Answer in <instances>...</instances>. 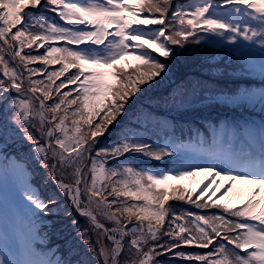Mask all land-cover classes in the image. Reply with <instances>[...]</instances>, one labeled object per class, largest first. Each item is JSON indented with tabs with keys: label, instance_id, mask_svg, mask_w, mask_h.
I'll return each mask as SVG.
<instances>
[{
	"label": "rangeland",
	"instance_id": "374dc122",
	"mask_svg": "<svg viewBox=\"0 0 264 264\" xmlns=\"http://www.w3.org/2000/svg\"><path fill=\"white\" fill-rule=\"evenodd\" d=\"M127 5L119 28L107 15ZM198 41L232 68L191 61ZM199 72L249 92L209 103L206 123L137 128L149 106L183 114L164 101ZM0 264H264V5L0 0Z\"/></svg>",
	"mask_w": 264,
	"mask_h": 264
},
{
	"label": "trees",
	"instance_id": "16d2710c",
	"mask_svg": "<svg viewBox=\"0 0 264 264\" xmlns=\"http://www.w3.org/2000/svg\"><path fill=\"white\" fill-rule=\"evenodd\" d=\"M172 8L173 7L170 6V9H172ZM151 14H152V12H151ZM171 33L172 32H170V30L167 29L166 34L168 35V37L173 39V36ZM198 48L202 49L203 52H201V53H194L193 52L192 54L188 53V56L190 57V59H192L191 61L196 60L199 62V59H198L199 57L200 58H203V57L207 58L209 56H213L214 57L213 59L217 58V60H216V62H218L217 66H216L217 68H215L214 70H215V73H218V75L221 73H224V72H226L232 68V67L228 66L229 64H233V62L231 60L223 61V59H221L220 61H218V55L217 54L219 53V50L220 51H227V48H224V46H220L219 50L216 48L217 54L215 53V49L210 48L206 42L198 41ZM229 52H230V55L232 57L234 56L236 58V55L234 52H231V51H229ZM155 57H156L155 63H151L149 65H156V62H157V64L160 62H164V63L167 62V60L164 58L162 59L161 57H158V56H155ZM234 68L236 69L237 67H234ZM244 68H246V66H244ZM206 69L208 70L209 68L207 67ZM207 70H206V72H207ZM240 71H241V69H240ZM194 75L195 76L193 77V79H190V77H188L187 79L185 78L183 80L184 85H186L188 88H186L185 91L182 93L183 96L179 94L181 99H179L178 101H177V99H173V100L166 99L164 101V103L168 104V106L172 105V108H173L174 104L179 107L180 103H182V101H189V103H188L189 107L187 110H183V111L179 110V112H184L183 114L173 115V114H170V112L173 113L172 109H170V108H164L161 110L160 109L154 110L153 108H151L149 106L148 107V113L147 112L141 113L137 116V119L139 117L140 122H141L140 126L137 125V128L144 129V128H142L144 126L146 128L145 130H148L149 126H161L160 122H161L162 118H166L168 123H170V124L173 123V125L175 124L174 126H181L182 124L189 123L188 120H183V118H182L186 112H189L190 115L200 113L201 116L198 117V119H201V120H199V123L200 124L206 123L205 121H206L207 117L214 114V112H211L209 114L208 113L203 114V110L205 112L210 107H211V109H213V111H216L215 109H218V108H215V107L213 108L212 106H209V103H211V102L216 103L218 101H225V100H226V102L227 101H236L240 98V97H238V94H240L242 92L243 93L249 92L248 88H250V86L248 87V84L246 85L248 88L246 89V92H245V89H243L244 84L243 83L241 84V82H240L241 79L240 80L238 79L239 81L236 80L237 78H235V75L231 74V73H227V75L223 76V79H221V80L220 79L213 80L214 76L207 75V74H204L202 72L196 73ZM120 79L121 80L119 82L122 81L121 77H120ZM242 81H245V80L242 79ZM244 83H246V82H244ZM119 84H118V87H114V88L115 89L119 88ZM214 85L218 86V88H220L221 90H219V89L218 90L217 89L211 90L210 88L212 86L214 87ZM237 91H238V93L236 96L235 94ZM215 93H219V94L215 95ZM179 95H178V98H179ZM187 99H189V100H187ZM163 114H164V116H162ZM220 117H222V116L217 115V116H215V119L219 120ZM201 128L205 129L206 126H201ZM160 131H163V130L161 129ZM193 132L194 131H192L190 133H193ZM155 133H156L155 135L150 134V137L152 136V139H150V144L151 143L152 144L157 143L158 146L162 145L164 142V135H162L161 133H158L157 131ZM186 133H188V132H185V134ZM210 133L212 134V132L209 131L207 136L210 138V141H211L212 137H211ZM190 143L191 142L189 141L188 144H190ZM44 236L47 237V232H45L42 237H44ZM50 237H52V235L48 234V238H47L48 240L46 238H44V241H45L44 244L48 247L45 249L49 250V248H50V252H51V251H53V249H55V247H58L60 245L55 246L54 245L56 243L55 240L54 239L50 240Z\"/></svg>",
	"mask_w": 264,
	"mask_h": 264
},
{
	"label": "bare ground",
	"instance_id": "6f19581e",
	"mask_svg": "<svg viewBox=\"0 0 264 264\" xmlns=\"http://www.w3.org/2000/svg\"><path fill=\"white\" fill-rule=\"evenodd\" d=\"M255 2H258L260 4L264 5V0H254ZM128 5L124 8H116V9H111L107 15V18L109 21H114L116 23H118V27L120 28V22L123 20V18H126L128 16H130L132 14V11L130 9H128ZM61 14L62 17L64 19L69 18V16L71 15L70 13H68L66 10H61ZM130 13V15H129ZM151 43V45H153L154 47L161 49L163 46V34L160 32L155 33L153 36H150V38L148 39ZM139 58V57H138ZM110 80L108 73H104L102 70H98L97 73L95 74V78H94V84L93 85H97L98 88L102 89L103 85L105 83H107ZM245 194H250L249 192H245ZM245 198H242L241 200H243ZM239 203V201H237Z\"/></svg>",
	"mask_w": 264,
	"mask_h": 264
}]
</instances>
